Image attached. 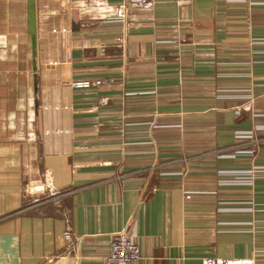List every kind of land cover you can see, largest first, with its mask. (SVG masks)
I'll return each instance as SVG.
<instances>
[{
	"label": "crops",
	"instance_id": "0c3cea01",
	"mask_svg": "<svg viewBox=\"0 0 264 264\" xmlns=\"http://www.w3.org/2000/svg\"><path fill=\"white\" fill-rule=\"evenodd\" d=\"M33 1L34 56L0 0V264H112L119 232L136 264H264V172L233 177L264 167V0Z\"/></svg>",
	"mask_w": 264,
	"mask_h": 264
},
{
	"label": "built area",
	"instance_id": "2783aa9c",
	"mask_svg": "<svg viewBox=\"0 0 264 264\" xmlns=\"http://www.w3.org/2000/svg\"><path fill=\"white\" fill-rule=\"evenodd\" d=\"M153 6L152 0H125L116 12V18L123 20L125 10L133 9H150ZM100 80H78L71 83V86L76 89H87L92 86H99ZM236 138L242 140L253 141L257 147L260 140L256 138L254 131H239L235 135ZM244 152V151H238ZM264 167H253L248 170L234 171L235 184H249L254 178L255 174L263 173ZM63 237L69 239L68 233H64ZM133 235L125 232L113 234L108 243V252L105 257L107 263L112 264H136L141 259L140 249L133 241ZM201 264H255L254 260L250 257L240 258H221V257H208L201 261Z\"/></svg>",
	"mask_w": 264,
	"mask_h": 264
},
{
	"label": "water",
	"instance_id": "95a60500",
	"mask_svg": "<svg viewBox=\"0 0 264 264\" xmlns=\"http://www.w3.org/2000/svg\"><path fill=\"white\" fill-rule=\"evenodd\" d=\"M28 34L31 40V54L35 55V13H34V1L28 0V16H27Z\"/></svg>",
	"mask_w": 264,
	"mask_h": 264
}]
</instances>
